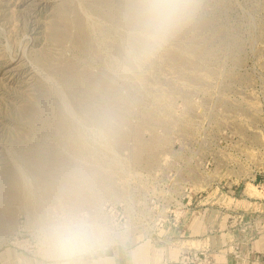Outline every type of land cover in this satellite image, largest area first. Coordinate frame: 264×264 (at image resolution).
<instances>
[{
    "label": "rangeland",
    "instance_id": "obj_1",
    "mask_svg": "<svg viewBox=\"0 0 264 264\" xmlns=\"http://www.w3.org/2000/svg\"><path fill=\"white\" fill-rule=\"evenodd\" d=\"M128 2L0 0V251H33L35 221L86 160L126 231L111 250L174 241L204 202L264 198V0H199L194 22L126 85L112 66ZM121 88V125L93 158L73 113ZM241 214L246 233L264 219Z\"/></svg>",
    "mask_w": 264,
    "mask_h": 264
},
{
    "label": "clouds",
    "instance_id": "obj_2",
    "mask_svg": "<svg viewBox=\"0 0 264 264\" xmlns=\"http://www.w3.org/2000/svg\"><path fill=\"white\" fill-rule=\"evenodd\" d=\"M199 0H129L122 13V54L114 58L116 81L131 84L151 61L200 14ZM127 90L102 99L90 114L73 113L85 149L102 158L122 122ZM103 169L84 161L35 221L31 247L38 264H112L109 251L126 231L110 211Z\"/></svg>",
    "mask_w": 264,
    "mask_h": 264
},
{
    "label": "crops",
    "instance_id": "obj_3",
    "mask_svg": "<svg viewBox=\"0 0 264 264\" xmlns=\"http://www.w3.org/2000/svg\"><path fill=\"white\" fill-rule=\"evenodd\" d=\"M231 201L230 206L218 207L204 202L180 227L170 230L174 241L144 237L110 250L108 257L112 264H196L183 260L185 249L207 252L209 264H264V219L248 233L238 226L247 222L242 212L264 216V198L240 195ZM0 264H38V260L33 251L15 248L0 251Z\"/></svg>",
    "mask_w": 264,
    "mask_h": 264
},
{
    "label": "built area",
    "instance_id": "obj_4",
    "mask_svg": "<svg viewBox=\"0 0 264 264\" xmlns=\"http://www.w3.org/2000/svg\"><path fill=\"white\" fill-rule=\"evenodd\" d=\"M183 260L187 262L194 261L196 264H209L211 262V257L205 251L199 250H183Z\"/></svg>",
    "mask_w": 264,
    "mask_h": 264
}]
</instances>
